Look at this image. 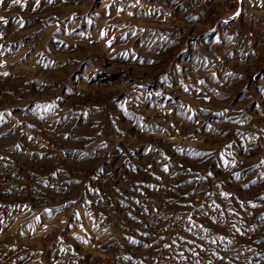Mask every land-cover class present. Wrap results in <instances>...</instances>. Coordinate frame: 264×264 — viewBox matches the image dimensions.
<instances>
[{
	"label": "rangeland",
	"instance_id": "obj_1",
	"mask_svg": "<svg viewBox=\"0 0 264 264\" xmlns=\"http://www.w3.org/2000/svg\"><path fill=\"white\" fill-rule=\"evenodd\" d=\"M0 264H264V0H0Z\"/></svg>",
	"mask_w": 264,
	"mask_h": 264
},
{
	"label": "snow or ice",
	"instance_id": "obj_2",
	"mask_svg": "<svg viewBox=\"0 0 264 264\" xmlns=\"http://www.w3.org/2000/svg\"><path fill=\"white\" fill-rule=\"evenodd\" d=\"M12 2H13V3H18V2H19V0H12Z\"/></svg>",
	"mask_w": 264,
	"mask_h": 264
}]
</instances>
